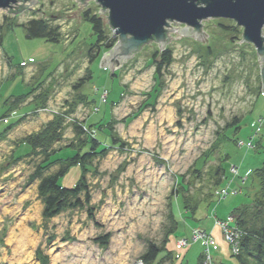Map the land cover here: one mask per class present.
<instances>
[{
    "label": "rangeland",
    "instance_id": "obj_1",
    "mask_svg": "<svg viewBox=\"0 0 264 264\" xmlns=\"http://www.w3.org/2000/svg\"><path fill=\"white\" fill-rule=\"evenodd\" d=\"M34 1H16L12 11L30 8L16 14L0 9V132L16 122L0 136V264H143L152 244L171 252L155 264H197L200 254L202 264H237L245 232L233 211L264 227V92L254 45L239 43L243 27L203 20L206 42L167 32L181 38L163 50L148 42L111 73L100 65L109 50L93 62L87 55L94 36L84 18L90 9L106 26L108 11L91 0ZM31 20L58 28V43L27 39ZM174 23L166 30L187 26ZM167 48L170 65L157 75L154 60ZM48 130L45 149L31 152ZM110 134L122 149H110ZM93 138L101 145L85 166L88 207L44 219L39 181H29L36 166L45 154L49 162L83 154ZM80 176L70 165L59 184L72 188ZM182 196L189 207L200 202L194 218L182 214ZM195 232L214 245L193 241Z\"/></svg>",
    "mask_w": 264,
    "mask_h": 264
},
{
    "label": "water",
    "instance_id": "obj_2",
    "mask_svg": "<svg viewBox=\"0 0 264 264\" xmlns=\"http://www.w3.org/2000/svg\"><path fill=\"white\" fill-rule=\"evenodd\" d=\"M16 1L34 0H0V9L8 13H19L27 6L17 5L15 11L11 5ZM79 4L88 0H77ZM108 11V24L119 38L116 45L106 52L100 62L101 67L110 72L122 66L148 42H156L160 48L166 46L169 40H179L181 36L169 38L167 32L182 34L184 37L193 36L200 42H206V36L201 30L200 22L207 19H230L236 25L243 27V39L239 42L252 43L257 51V60L260 67L262 89L264 92V38L261 29L264 26V0H91ZM78 4V5H79ZM87 3H84V6ZM201 4V5H200ZM29 6V5H28ZM105 22V19H104ZM103 22V24H104ZM169 22L185 24L192 27L166 30ZM235 25V26H236ZM158 61V58L156 59ZM159 62V61H158Z\"/></svg>",
    "mask_w": 264,
    "mask_h": 264
},
{
    "label": "trees",
    "instance_id": "obj_3",
    "mask_svg": "<svg viewBox=\"0 0 264 264\" xmlns=\"http://www.w3.org/2000/svg\"><path fill=\"white\" fill-rule=\"evenodd\" d=\"M84 18L91 25V31L94 36V43L87 51L88 57L90 56V61L93 62L98 59V57H100V54H103L104 52L110 50L115 45L117 38L112 34V29L110 28L109 24L104 26L102 19L95 13H92L90 9L84 11ZM23 29L26 33L25 37L27 39L37 38L44 39L45 41H50L51 43L55 44L58 43V28L52 29L48 26L47 23L42 20H31L23 27ZM171 56L172 52L169 48H167L163 52L158 53V55L156 56L159 61L158 63H156L157 60H154L153 57L157 75L161 73V70L163 68L170 65ZM91 77L92 76H89V79H91ZM82 83H84V79H81L80 83L77 86H81ZM154 93H157V90H155ZM156 96L157 95L155 94L154 102ZM14 123L6 125V128H4L0 132V136L3 133L7 132L8 129H10L9 127L11 125H14ZM98 125L99 124H97V126ZM50 129H53V127H50ZM43 133L46 134L45 140H42L39 137L36 140V137H33V144H28L30 146L31 152H33L36 148H44L45 145H47L51 141L50 137L52 136L50 134V131H44ZM110 137L112 141V146L110 147V149H122L124 147L122 144L115 142L111 134ZM54 138H57V135H54ZM89 142L90 147L88 151L83 152V154L77 152V154H73L72 157L66 158L65 161H63L62 159H58L54 160L53 162H49L50 156L45 154V160H43L39 165L36 166L35 172L31 175L29 181L34 179H38L39 181L37 192L43 203L42 216L44 219H50L58 215L60 212L66 210L76 208L82 209L84 207H88L91 196L86 185V174L88 173V170L85 166L90 160H92V157H95V153L96 151H98V148L101 145L100 142H98V140H96L95 138L89 140ZM82 146L83 144L81 145V147ZM101 152L102 153H100L99 155L105 156L106 152H104V150H102ZM55 163H61L62 167L56 173L43 176V173L47 171L52 164ZM69 164H78L81 167V176L74 187L65 188L60 186L59 179L64 176L68 167L70 166ZM194 172L198 173V170H194ZM262 173L264 174V170L263 172L260 171L259 173H257V176L259 177L258 181H260ZM260 184L261 187H264V179L261 180ZM176 185L178 186V188L176 189V193L181 192L184 194L188 191L187 185H185L182 180L179 184L176 183ZM262 199H264V195L262 196ZM181 200L183 203L182 214H189V219L194 218L195 214L198 212L200 202L196 205H193L192 207H189V204L187 205V200L185 202L183 196L181 197ZM260 203L264 204V201H260ZM90 210L88 209V213ZM89 214V217H92L91 213ZM233 214L236 217V224L243 232H245V236L242 238L240 243V253L237 256H231L236 258L237 264H264V227H251L248 220L244 218L245 210L242 207L235 209L233 211ZM177 229L178 227L176 226L175 230L171 231L172 236H174ZM108 239L109 235H105L104 237L96 238L95 242L98 245L104 247L107 245ZM162 253L164 254L163 256L166 257L167 254H170L171 252L166 250L165 245L163 248L160 247L159 249L152 244L148 246L145 253H143L140 259L143 264H155L158 259L157 257ZM202 256V254L199 255L197 264H202ZM161 259L162 257L159 258V262H157V264L161 263Z\"/></svg>",
    "mask_w": 264,
    "mask_h": 264
},
{
    "label": "built area",
    "instance_id": "obj_4",
    "mask_svg": "<svg viewBox=\"0 0 264 264\" xmlns=\"http://www.w3.org/2000/svg\"><path fill=\"white\" fill-rule=\"evenodd\" d=\"M222 230H224V232L226 234H227V232H229L228 230H226L224 228ZM199 233L198 232H195V234L193 235V241H197L198 239H202L204 243H206V241H207V244H210L211 246L214 245V242H213V240L211 238H209L206 235H201L202 233L201 234H199ZM227 240L230 241L229 239H227ZM183 244H185V241H183Z\"/></svg>",
    "mask_w": 264,
    "mask_h": 264
},
{
    "label": "crops",
    "instance_id": "obj_5",
    "mask_svg": "<svg viewBox=\"0 0 264 264\" xmlns=\"http://www.w3.org/2000/svg\"><path fill=\"white\" fill-rule=\"evenodd\" d=\"M219 263H221V260H220V262ZM219 263H217V264H219Z\"/></svg>",
    "mask_w": 264,
    "mask_h": 264
}]
</instances>
